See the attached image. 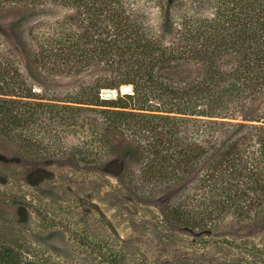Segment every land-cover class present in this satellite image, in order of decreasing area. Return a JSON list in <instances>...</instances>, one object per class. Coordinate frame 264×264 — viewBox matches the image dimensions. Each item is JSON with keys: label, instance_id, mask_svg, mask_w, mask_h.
<instances>
[{"label": "trees", "instance_id": "trees-1", "mask_svg": "<svg viewBox=\"0 0 264 264\" xmlns=\"http://www.w3.org/2000/svg\"><path fill=\"white\" fill-rule=\"evenodd\" d=\"M196 2L210 13L162 10L149 25L125 0H0L11 160L110 173L126 157L116 175L133 196L180 191L171 226L264 224V0ZM68 8L76 21L59 19ZM127 85L134 94L101 98Z\"/></svg>", "mask_w": 264, "mask_h": 264}, {"label": "rangeland", "instance_id": "rangeland-1", "mask_svg": "<svg viewBox=\"0 0 264 264\" xmlns=\"http://www.w3.org/2000/svg\"><path fill=\"white\" fill-rule=\"evenodd\" d=\"M125 1L147 13L149 25L162 10L175 16L211 10L194 0ZM72 14L69 8L57 13L74 22ZM11 23L0 20V28ZM14 156V147L0 141V264H264V224L238 230L228 221L209 234L171 226L164 212L180 191L150 200L133 196L116 175L126 157L108 173L69 164L46 169L13 162Z\"/></svg>", "mask_w": 264, "mask_h": 264}, {"label": "water", "instance_id": "water-1", "mask_svg": "<svg viewBox=\"0 0 264 264\" xmlns=\"http://www.w3.org/2000/svg\"><path fill=\"white\" fill-rule=\"evenodd\" d=\"M127 94H134L133 86H122L119 92L117 90H107L101 94V98L103 100H116L119 95L123 96Z\"/></svg>", "mask_w": 264, "mask_h": 264}]
</instances>
